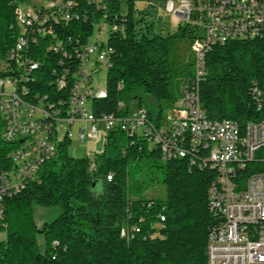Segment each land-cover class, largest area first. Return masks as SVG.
<instances>
[{
    "label": "trees",
    "instance_id": "trees-1",
    "mask_svg": "<svg viewBox=\"0 0 264 264\" xmlns=\"http://www.w3.org/2000/svg\"><path fill=\"white\" fill-rule=\"evenodd\" d=\"M138 1L143 2L142 9ZM165 1L101 0L99 11L92 2L78 1L76 9L88 19L80 16L55 27L60 38L82 39L90 33L92 17L105 13L104 21L116 25L105 38L110 50L106 97L92 99L93 116L120 115L126 109L118 106L119 101L126 104L135 98L143 107L140 94L154 99L160 115L176 102L180 84L193 75L191 44L201 38L203 23L192 15L189 22H179L161 34L155 28L156 18L146 16L151 4ZM15 6V0H0V53L13 44L18 32ZM37 56L40 71L36 76L41 80L29 84L30 95L42 89L54 63L50 53ZM204 60L197 92L206 117L240 123L252 118L251 87L254 82H264V38L213 43ZM147 112L153 116L152 111ZM2 126L0 118V173L12 166V145L1 138ZM70 142L67 137L59 141L55 155L39 166L24 188L3 199L6 226H0L4 234L0 236V264H206L208 232L221 220L208 199L215 169L188 165L185 157L163 160L164 196L133 199L128 191V167L141 158L161 159L156 148L121 128L110 130L103 149L94 153L96 169L89 171L90 156H70ZM249 169L264 168L251 162L237 171V177ZM95 181L102 186L97 196L90 190ZM36 206L56 207L57 213L38 226L33 218Z\"/></svg>",
    "mask_w": 264,
    "mask_h": 264
},
{
    "label": "built area",
    "instance_id": "built-area-1",
    "mask_svg": "<svg viewBox=\"0 0 264 264\" xmlns=\"http://www.w3.org/2000/svg\"><path fill=\"white\" fill-rule=\"evenodd\" d=\"M15 1L18 32L13 44L0 53L1 138L12 145V166L0 173V226H6L3 199L24 188L39 166L55 155L58 142L65 137L71 140L72 125L84 122L86 131L77 128L81 141L99 136L104 140L107 132L121 128L130 137L145 139L162 160L185 157L188 165L215 169L208 199L221 220L208 232L206 264H264V169H249L239 178L236 175L251 162L264 168V82L252 85L254 114L242 123L208 119L197 92L204 55L211 44L264 38V0H166L164 6L175 16L176 24L189 22L192 15L203 23L201 38L191 44L193 75L180 84L176 102L160 115H149L138 104L131 110L128 102L119 101L125 112L98 117L91 112V101L106 97V90L96 86L93 77L100 65L106 69L110 65V50L99 34H107L116 25L104 21L105 13H92L90 33L82 39L60 38L55 27L80 16L88 19L76 9L78 1L92 2L99 11L101 0ZM49 53L55 63L51 76L43 80L40 91L30 95L29 84L41 80L36 76L40 66L35 56ZM6 84L9 90H5ZM94 153H87L89 171L96 169Z\"/></svg>",
    "mask_w": 264,
    "mask_h": 264
},
{
    "label": "rangeland",
    "instance_id": "rangeland-1",
    "mask_svg": "<svg viewBox=\"0 0 264 264\" xmlns=\"http://www.w3.org/2000/svg\"><path fill=\"white\" fill-rule=\"evenodd\" d=\"M24 5V4H22ZM137 5L140 9L143 8V2L138 1ZM22 9L27 6H21ZM29 7V6H28ZM149 14L146 16L148 19H154L156 31L165 34L176 25V18L170 14L164 6L163 2H154L148 7ZM96 31V30H95ZM96 33V32H94ZM99 37L102 39L106 38V33L100 32ZM180 51L178 52V54ZM185 62L189 61V58L184 54ZM177 59L180 62L179 55ZM191 71L194 72V66H190ZM106 67L100 65L99 71L94 74V83L98 87H105ZM171 88L174 90V77L171 78ZM5 90H9V85H5ZM142 100V106L153 112L155 115L158 111L157 104L148 94H140ZM138 103V98L131 99L128 101V106L131 110L135 109ZM89 103L87 104V107ZM173 106V105H172ZM170 108V107H169ZM168 108V109H169ZM80 126L84 127V131L87 130V125L84 122H75L72 125V138L68 145V154L72 157L80 158L85 156L87 153L100 152L103 149V136H99L97 139L86 138L84 141L78 139L77 133ZM163 164L164 161L159 158L149 157L135 160L128 167V183H129V195L131 198H158L165 194V188L163 184ZM101 190L100 183L94 189H91L92 194L97 195ZM57 213L56 207L44 208L36 206L33 212V218L36 225H40L43 221H49L55 217ZM0 233V236H3Z\"/></svg>",
    "mask_w": 264,
    "mask_h": 264
},
{
    "label": "water",
    "instance_id": "water-1",
    "mask_svg": "<svg viewBox=\"0 0 264 264\" xmlns=\"http://www.w3.org/2000/svg\"><path fill=\"white\" fill-rule=\"evenodd\" d=\"M97 182H99V183H100V186H101V182H100V181H95V182L93 183L91 189H94V188L96 187ZM91 189H90V190H91ZM91 192H92V191H91ZM101 192H102V186H101V190H100V192H99L98 194H100ZM98 194H97V195H98ZM93 195H94V194H93ZM97 195H94V196H97Z\"/></svg>",
    "mask_w": 264,
    "mask_h": 264
}]
</instances>
